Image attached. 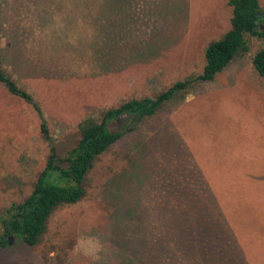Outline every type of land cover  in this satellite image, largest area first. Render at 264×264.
I'll list each match as a JSON object with an SVG mask.
<instances>
[{
    "label": "rangeland",
    "instance_id": "1",
    "mask_svg": "<svg viewBox=\"0 0 264 264\" xmlns=\"http://www.w3.org/2000/svg\"><path fill=\"white\" fill-rule=\"evenodd\" d=\"M231 12L227 0H0V69L49 131L0 83V215L29 196L50 148H74L85 118L200 75ZM245 38L212 81L99 156L84 198L52 213L37 246L0 248V264H264V79L252 67L264 38Z\"/></svg>",
    "mask_w": 264,
    "mask_h": 264
},
{
    "label": "trees",
    "instance_id": "2",
    "mask_svg": "<svg viewBox=\"0 0 264 264\" xmlns=\"http://www.w3.org/2000/svg\"><path fill=\"white\" fill-rule=\"evenodd\" d=\"M227 3L232 10L230 29L205 49V65L200 75L176 82L154 98L132 99L107 109L101 112L99 120L85 118L77 125L79 139L76 145L64 156H60L54 147L50 148L45 167L37 176L29 196L20 203L11 204L0 215V248L8 247V236L28 246H37L47 231L52 213L84 198L86 176L99 156L125 134L135 130L141 120L153 116L177 95L186 93L194 82L212 81L238 51H248L246 35L264 38L263 15L257 0H227ZM252 67L264 79V49L253 55ZM0 83L33 107L41 121L42 136L49 139L46 121L33 97L18 90L1 69ZM9 84L13 87L10 88Z\"/></svg>",
    "mask_w": 264,
    "mask_h": 264
},
{
    "label": "water",
    "instance_id": "3",
    "mask_svg": "<svg viewBox=\"0 0 264 264\" xmlns=\"http://www.w3.org/2000/svg\"><path fill=\"white\" fill-rule=\"evenodd\" d=\"M9 87L12 88L13 85L12 84H9ZM12 241H13V237L12 236H8V246H11L12 245Z\"/></svg>",
    "mask_w": 264,
    "mask_h": 264
}]
</instances>
